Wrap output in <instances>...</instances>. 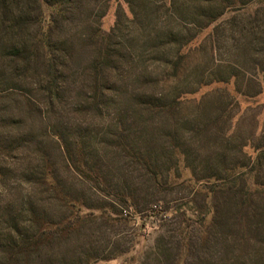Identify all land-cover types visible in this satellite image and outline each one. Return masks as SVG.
<instances>
[{"label": "rangeland", "instance_id": "1", "mask_svg": "<svg viewBox=\"0 0 264 264\" xmlns=\"http://www.w3.org/2000/svg\"><path fill=\"white\" fill-rule=\"evenodd\" d=\"M2 73L0 229H54L17 264H264V0H0Z\"/></svg>", "mask_w": 264, "mask_h": 264}, {"label": "trees", "instance_id": "2", "mask_svg": "<svg viewBox=\"0 0 264 264\" xmlns=\"http://www.w3.org/2000/svg\"><path fill=\"white\" fill-rule=\"evenodd\" d=\"M71 1L72 0H67V2L69 3H71ZM56 4H60V1L56 2ZM104 15L105 13L102 14L101 17L103 18ZM39 32L37 35V39L32 43V45H30L29 48H26L20 45V43H17L7 48L8 52H6L5 56L11 57L13 59V63L15 64L14 66H16L17 63H22L26 67V65L29 64L31 61H33L35 64L38 62L37 60H39V57L37 58V56H35L36 54H38L37 50L42 48L41 46L43 44L48 43V42L46 43L44 42V39L40 35ZM99 32H98V38H99V41H101V46L104 45V47H99L98 59L100 57H103V59L101 58L102 59L101 63L105 64V62H108L106 60L112 57V55L110 56L108 54L113 52V50L110 48V46H107L111 34H109L108 36L101 31ZM61 45H63L62 42H61ZM42 60H43L42 67L44 68L43 69L44 74L48 79V83L50 84L49 85L50 91L53 90L56 96H60L61 89H63L64 87L62 83H60L59 81L61 73H59V71L56 70L54 63H53L54 57L52 55V51L50 50V44L47 46V49H45V51L43 52ZM21 75H19V77ZM4 77H5L4 73L0 74V81L5 80ZM14 123L20 124L19 122H14ZM257 157L259 160L261 158L263 159L264 151L259 153ZM228 188L232 192H236L238 190V188L237 190L235 189L236 188L235 185H230ZM246 191L248 192V189H246ZM246 202H247V199L243 197L242 200L236 203L238 206L237 207L238 213H236L237 218L235 222V226H237L236 231H235V236L237 237V240L245 246L246 244H249L250 235L254 229L253 224H252V221L254 220V215H251V213L246 212L247 207L245 208L244 206ZM17 218L12 216L10 219H7V223L9 222L10 224L8 226L9 230L6 228L0 229V248L4 249L3 254L0 255V264H17V262H21V261L24 262L26 259L30 257V253L32 254V252L36 251L37 248H39L38 244L42 243L43 238H44L42 237L43 234L45 235V239L47 238L49 240L51 234L54 233L53 226L48 225V224L42 225L40 223L37 228L38 231H36L38 233H35L34 237L32 235L33 239L31 240L33 241H31V243H29L28 246L26 247V240L30 237L28 236V233H25L23 236L16 234V233H20V230H21L19 228L20 224ZM213 219H216V218L214 217ZM3 222H5V219ZM41 227H42V230L39 232V228ZM63 229L64 231L70 229V225L68 224L67 227H64ZM55 230H57V228ZM25 247L27 249L29 247L30 249V251L28 252L29 255H26Z\"/></svg>", "mask_w": 264, "mask_h": 264}]
</instances>
